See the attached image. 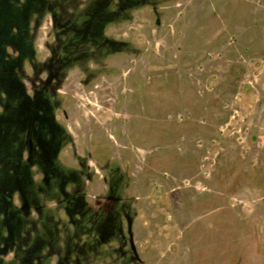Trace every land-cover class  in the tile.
I'll list each match as a JSON object with an SVG mask.
<instances>
[{
	"label": "rangeland",
	"instance_id": "374dc122",
	"mask_svg": "<svg viewBox=\"0 0 264 264\" xmlns=\"http://www.w3.org/2000/svg\"><path fill=\"white\" fill-rule=\"evenodd\" d=\"M0 264H264V0H0Z\"/></svg>",
	"mask_w": 264,
	"mask_h": 264
}]
</instances>
